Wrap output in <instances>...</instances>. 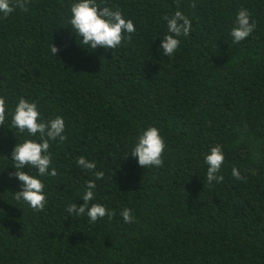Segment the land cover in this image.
I'll return each mask as SVG.
<instances>
[{"label": "trees", "instance_id": "1", "mask_svg": "<svg viewBox=\"0 0 264 264\" xmlns=\"http://www.w3.org/2000/svg\"><path fill=\"white\" fill-rule=\"evenodd\" d=\"M74 2L11 0L15 10L0 14V264H264V0H97L119 8L136 31L94 51L71 35ZM242 7L256 27L233 43ZM176 11L192 27L167 57L159 40ZM21 97L45 120L65 121L66 139L50 148L56 174L41 178L40 210L13 196L11 152L27 138L11 125ZM146 126L164 138L160 167L130 155ZM217 145L224 179L209 184L204 154ZM81 156L96 169L78 166ZM89 181L90 204L114 213L95 223L67 211L83 203Z\"/></svg>", "mask_w": 264, "mask_h": 264}, {"label": "clouds", "instance_id": "2", "mask_svg": "<svg viewBox=\"0 0 264 264\" xmlns=\"http://www.w3.org/2000/svg\"><path fill=\"white\" fill-rule=\"evenodd\" d=\"M23 7V5H19ZM15 10L11 0H0V14L8 16ZM167 34L160 39L158 50L167 57L173 56L181 45V36L187 37L191 27V19L181 11L173 15L165 16ZM69 24L72 29L71 35L76 43L84 50L94 51L98 48L105 50L115 49L121 45L126 34L136 31L134 22L126 19L119 8H110L97 3V0H75L70 7ZM233 28L230 36L233 43H240L249 37L256 25L251 21V13L242 7L235 15ZM57 56L58 48L54 45L50 49ZM6 102L0 97V123L6 118ZM11 125L20 133H27V138L16 143L11 152V161L15 164L14 178L18 181L20 190L13 194L17 201H22L34 210L45 207L46 193L45 184L41 178L54 176L55 169L51 168L52 157L50 153L51 143L57 140L64 141L65 121L61 116L45 120L35 101H29L21 97L11 114ZM165 150V142L160 130L155 126H146L140 131L131 148L130 155L136 158L139 166L160 167L164 161L162 154ZM225 161L223 150L220 146H213L204 154V163L207 166L206 177L209 184L222 182L224 177L220 175ZM78 166L83 170H95V161H89L84 156L77 160ZM35 170V175L24 169ZM97 179L104 173L94 171ZM232 175L241 179L238 169H232ZM96 184L89 181L83 192V203L70 204L69 215H85L90 223L106 215L111 217L114 213L105 205L91 203L95 198ZM120 215L125 223L133 221L131 209L124 208Z\"/></svg>", "mask_w": 264, "mask_h": 264}]
</instances>
